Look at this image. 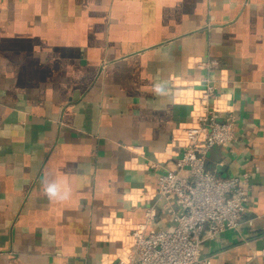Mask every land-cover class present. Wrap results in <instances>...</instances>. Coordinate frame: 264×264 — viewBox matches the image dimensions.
I'll use <instances>...</instances> for the list:
<instances>
[{
	"label": "crops",
	"instance_id": "crops-1",
	"mask_svg": "<svg viewBox=\"0 0 264 264\" xmlns=\"http://www.w3.org/2000/svg\"><path fill=\"white\" fill-rule=\"evenodd\" d=\"M200 59L238 140L207 167L249 171L240 226L204 264H260L264 247V0H0V264H118L130 230H172L158 177L183 143ZM223 120V118H220ZM62 183L65 200L44 190Z\"/></svg>",
	"mask_w": 264,
	"mask_h": 264
},
{
	"label": "built area",
	"instance_id": "built-area-1",
	"mask_svg": "<svg viewBox=\"0 0 264 264\" xmlns=\"http://www.w3.org/2000/svg\"><path fill=\"white\" fill-rule=\"evenodd\" d=\"M196 66L207 73L205 87L194 93L196 109L190 124L174 141L183 143L179 157L159 175L157 193L161 199L175 198L172 230L147 232L155 220L157 209L149 207L145 221L130 230L134 244L128 247L118 264H204L201 248L205 237L216 239L222 233L237 229L247 211L252 189L249 171L233 176H220L207 167V154L215 146L229 147L238 140L237 116L226 115L213 106L221 95L210 74L220 66L217 59H200ZM220 118H223L221 120ZM253 258L264 264V247Z\"/></svg>",
	"mask_w": 264,
	"mask_h": 264
},
{
	"label": "clouds",
	"instance_id": "clouds-1",
	"mask_svg": "<svg viewBox=\"0 0 264 264\" xmlns=\"http://www.w3.org/2000/svg\"><path fill=\"white\" fill-rule=\"evenodd\" d=\"M62 183L60 181H53L50 183H47L44 186V190L49 193L53 198H58L60 200H65L69 196V191L64 190L63 193L61 191L62 189Z\"/></svg>",
	"mask_w": 264,
	"mask_h": 264
}]
</instances>
